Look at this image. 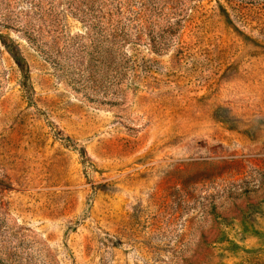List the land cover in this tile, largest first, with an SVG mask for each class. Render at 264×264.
Masks as SVG:
<instances>
[{
	"label": "rangeland",
	"instance_id": "1",
	"mask_svg": "<svg viewBox=\"0 0 264 264\" xmlns=\"http://www.w3.org/2000/svg\"><path fill=\"white\" fill-rule=\"evenodd\" d=\"M0 264H264V0H0Z\"/></svg>",
	"mask_w": 264,
	"mask_h": 264
},
{
	"label": "trees",
	"instance_id": "2",
	"mask_svg": "<svg viewBox=\"0 0 264 264\" xmlns=\"http://www.w3.org/2000/svg\"><path fill=\"white\" fill-rule=\"evenodd\" d=\"M9 55L11 56L12 60L16 63V65L18 66V68L20 69V71L22 73L25 72V68H26V64L23 61L22 55L20 53V51L17 48H12L9 51Z\"/></svg>",
	"mask_w": 264,
	"mask_h": 264
}]
</instances>
